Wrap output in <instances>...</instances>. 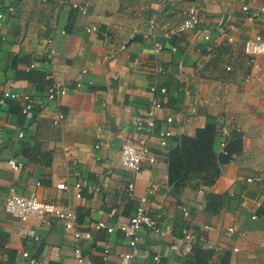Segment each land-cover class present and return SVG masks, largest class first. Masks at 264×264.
<instances>
[{"label":"crops","instance_id":"1","mask_svg":"<svg viewBox=\"0 0 264 264\" xmlns=\"http://www.w3.org/2000/svg\"><path fill=\"white\" fill-rule=\"evenodd\" d=\"M192 6L199 8L196 26L174 32ZM262 7L264 0H0V158L22 164L0 168V264H29L20 250L36 264L73 261V240L59 218L21 221L4 211L10 189L73 210L79 228L91 232L82 243L89 264H122L126 252L133 264H155L154 255L158 264H220L225 257L228 264H264V54L251 60L243 51L254 35L264 40ZM92 25L96 30L87 31ZM5 92L27 94L31 114ZM152 99L161 103L155 126L138 131ZM57 112L64 118L53 124ZM207 126L216 130L217 155L234 131L241 149L211 186H186L174 196L169 149ZM161 128L171 132L164 146ZM137 138L148 141L150 155L134 174L119 151ZM62 182L67 189L56 188ZM207 193L226 196L214 213L205 210ZM142 196L156 225L137 231L134 249L118 230L92 227L126 220ZM184 226L194 235L186 256Z\"/></svg>","mask_w":264,"mask_h":264},{"label":"built area","instance_id":"2","mask_svg":"<svg viewBox=\"0 0 264 264\" xmlns=\"http://www.w3.org/2000/svg\"><path fill=\"white\" fill-rule=\"evenodd\" d=\"M9 10L12 7L8 8ZM242 10L244 12H248V6L243 5ZM261 12H264V7L260 8ZM3 17L2 11H0V20ZM254 19V14H248L247 20L252 21ZM199 21V8L196 6H192L188 9L187 17L179 24L176 28H174V32H182L187 29H192L196 26ZM96 30V26L92 25L87 28V31ZM207 38V36H204ZM231 41L232 38H229ZM158 48L160 46H157ZM244 54L247 55L251 60L252 58L264 54V40L260 35H254L253 37L247 39L243 44ZM155 88L153 87L152 90ZM161 92H164L165 89L161 88ZM59 93L63 94V90H59ZM5 96L11 99H22L21 112L26 116L31 114L32 105L27 94H17L5 92ZM47 97L49 99L54 98L53 88H49ZM161 103L152 99L144 116L139 117L136 120V129L141 131L142 129L152 130L155 126L156 113L160 109ZM64 118V114L62 112H57L53 118V124H59L61 120ZM166 121H171V118H167ZM221 132L225 135H229V129L225 126L221 128ZM159 144L161 146L166 145L167 138L171 135V132L167 128H161L158 131ZM21 135V134H19ZM225 144L222 143L221 153L227 154L225 150ZM120 163L122 166L130 170L132 173H136L139 171L142 162L148 158L150 155V149L148 146V141L144 138H137L135 142H125L120 147ZM150 161L153 158L150 156ZM0 168H7L13 171H17L22 168V164L16 161L13 158L1 159L0 158ZM260 176L247 178V181H259ZM76 197H80V184L76 183ZM57 189H67V185L62 183L56 184ZM126 191L129 197L134 196V184L130 182L126 186ZM152 191V190H149ZM147 200L145 196H142L138 199L139 203L135 209V212L132 216H129L124 221H119L115 225H107L105 222H96L92 225L95 230H106L107 232H112L113 230H118L124 237L127 239V244L131 248H135L137 242L139 241V237L137 235V231L146 227L149 229H154L156 222L149 215L147 209L144 206V202ZM4 211L10 213L14 217L20 219L21 221L26 220L29 217H34L39 220H44L46 216H54L59 218L64 226L65 231L71 234L73 240V261L71 264H89V261L82 249V243L91 239V232L89 230H81L79 228L78 217L77 214L73 210H64L62 206L55 204L53 202L41 200L36 194L32 193L27 196H22L17 194L13 189L9 190L8 196L6 198L4 204ZM113 213V211H111ZM183 215L187 216L188 212L186 210L183 211ZM209 226H205L204 229H209ZM233 232L232 227H228L226 229L225 235L230 237ZM22 234L32 235L33 231L30 229H22ZM193 240L194 235L189 231L187 226L182 228V249L181 254L186 256L192 252L193 248ZM202 242H206V237L201 238ZM174 249L177 248L176 245L172 246ZM104 254L108 253V246H104L103 249ZM20 254L23 258L27 260L29 264H36V261L33 258L29 257V253L26 250H20ZM132 253L126 252L122 253L119 256V259L122 264H133L132 263ZM153 260L155 264H158L160 261L159 255H154ZM20 264V263H17Z\"/></svg>","mask_w":264,"mask_h":264},{"label":"trees","instance_id":"3","mask_svg":"<svg viewBox=\"0 0 264 264\" xmlns=\"http://www.w3.org/2000/svg\"><path fill=\"white\" fill-rule=\"evenodd\" d=\"M216 136L215 128H197L193 136L179 137L175 146L169 149L168 185L174 196L186 186L196 190L211 186L220 175L221 164L229 160L233 153L240 151V133L234 131L231 140L225 144L227 154L217 155L213 148ZM225 197L223 194L207 193L205 210L210 213L218 211ZM48 264L59 263L52 261ZM220 264H228L227 257L222 258Z\"/></svg>","mask_w":264,"mask_h":264}]
</instances>
